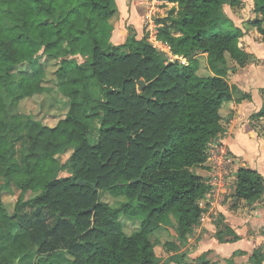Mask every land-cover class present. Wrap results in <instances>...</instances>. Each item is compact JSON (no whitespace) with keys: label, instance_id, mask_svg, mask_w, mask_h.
<instances>
[{"label":"trees","instance_id":"16d2710c","mask_svg":"<svg viewBox=\"0 0 264 264\" xmlns=\"http://www.w3.org/2000/svg\"><path fill=\"white\" fill-rule=\"evenodd\" d=\"M164 1L179 14L174 7L157 21L156 40L187 63L170 61L133 27L124 44L113 45L116 0H0V247L15 242L9 229H16L37 259L47 257L39 264L63 254L71 264H157L152 236L174 231L177 242L187 241L199 225L212 188L196 169L226 133L222 111L235 92L229 61L242 65L249 56L239 46L244 33L225 30L232 23L225 6L243 2ZM254 11L262 18L252 29L264 40V0H254ZM204 55L207 76L199 73ZM43 60L58 64L56 86L67 99L55 126L20 109L51 91ZM254 116L264 118V109ZM19 141L28 143L21 167ZM67 152L63 163L59 156ZM12 186L21 193L10 212L3 195H12ZM106 194L125 201L114 208L103 201ZM234 197L251 206L264 202V176L240 167ZM122 218L140 221L139 228L126 233ZM177 242L164 249L175 251ZM176 254L172 263H191L187 253ZM16 259L4 255L0 264ZM250 260L263 264L264 257L256 250Z\"/></svg>","mask_w":264,"mask_h":264},{"label":"rangeland","instance_id":"374dc122","mask_svg":"<svg viewBox=\"0 0 264 264\" xmlns=\"http://www.w3.org/2000/svg\"><path fill=\"white\" fill-rule=\"evenodd\" d=\"M121 11L125 14L131 15L132 8L136 5V15H139V23L131 24L129 19H123L122 24L124 27L120 28V31L124 33V38L122 42L119 44H115L112 42V37L110 42L113 45H122L126 42L129 36V27H133L136 30L137 38H148V40L165 56L173 61L174 59H179L183 63H187L186 59L173 57L170 52V47L158 42L156 40V32L158 29L157 21L158 20H166L170 16V11L172 8H176L175 17L178 16L179 8L172 3H169L164 0H118ZM243 5L237 8H231L230 6H225V12L228 17L231 19L232 23L225 26V30L230 33H237L242 31L244 36L239 40L240 48L247 53L248 59L244 64H238L234 61H229L228 66V83L235 88L233 104H240L243 101L251 100V96L253 95L258 102L264 103V40L261 34H258L255 30L252 29V23L256 20L262 18L261 15L256 14L254 11V0H242ZM117 5V1H116ZM118 7V6H117ZM119 9V8H118ZM120 21V17H118L114 24L116 25ZM130 23V24H129ZM165 25L171 24L170 21H165ZM114 32V31H113ZM113 36V33H112ZM91 50V43L88 42L85 46V55L78 56V60L80 63L85 61V57L88 56ZM122 54L129 53L128 49H123L121 51ZM200 59V75L207 76L211 72L209 71L206 55L199 56ZM46 71H47V87L51 89L49 93H45L43 95L36 96L31 99H27L21 103V112L24 114L33 115L37 120L41 121L44 125L47 126H55L61 119H63L66 115L67 108V99L62 96L61 93L58 92L56 86V76L55 72L58 69V64L56 62H50L48 60H43ZM250 96V97H249ZM230 104L224 108L222 111V115L224 118L223 124L226 128V133L224 138H228L229 140H234L236 136L230 135L231 130L235 133L243 132H251L250 128H252L255 134L245 135L240 134L238 136L242 137L240 140V146L237 148L241 150H248L253 147V143L257 145V148L260 149L259 145L264 144V118H260L256 115V112L248 117L245 114L242 117L240 116V121L237 122L236 127L233 123L235 120L236 111L231 109ZM237 106V105H235ZM263 111V110H261ZM223 138V139H224ZM227 139V140H228ZM249 140H252L250 143ZM28 143L25 141H19L14 144V154L17 158L18 165L23 166V160L27 153ZM71 152H67L64 155L59 156V160L61 162H66L70 157ZM251 155V154H250ZM252 156V155H251ZM245 159V160H244ZM247 156L244 157H236L228 144L225 141H218L214 143L209 149V159L207 163L201 167L196 169L207 181V184L211 186L212 193H210L212 200L209 205H205V216L209 218L213 223L218 224L221 220L219 218L220 214H217L215 208H226L228 210H232L234 212H239L242 215L250 214L251 209L255 205H248L247 203H239L238 207L232 208L235 200L232 198V194L234 193L235 188V175L238 169L242 166L248 164H255L254 158L252 160H247ZM247 160V161H246ZM66 173H62L61 177H67ZM220 184V185H219ZM226 190L222 193V190ZM218 190V191H217ZM12 195L4 194L3 201L7 205L10 212L14 211L15 204L20 196V191L13 189ZM103 201L110 204L114 208H118L125 201L123 198L114 199L109 194L103 196ZM207 204V203H206ZM258 205V204H257ZM215 207V208H214ZM124 230L128 234H132L136 231L140 226V221L138 220H128L126 218L121 219ZM260 233L261 230L259 231ZM175 232L169 233L165 230H160L154 236L151 237V241L155 245L156 254L158 262L157 264H174L172 263V257L177 255L176 253H187L192 254L191 248L195 245V236L192 235L190 239L187 241L177 242L175 238ZM167 242H177V249L172 252H168L164 249V245ZM252 254V252H251ZM66 259L64 258V256ZM60 256H56L55 259L51 260L45 264H71L72 258L66 254ZM42 258H38L36 260V264H39ZM39 262V263H38ZM191 262V263H190ZM189 263L195 264L194 260L189 257ZM220 263V262H219ZM229 264V263H228ZM246 264H249V260H246Z\"/></svg>","mask_w":264,"mask_h":264},{"label":"crops","instance_id":"0c3cea01","mask_svg":"<svg viewBox=\"0 0 264 264\" xmlns=\"http://www.w3.org/2000/svg\"><path fill=\"white\" fill-rule=\"evenodd\" d=\"M116 1L120 12V21L114 27L112 42L119 44L124 38V33L120 31V28L124 27V24H122L124 23L123 19H129V22L134 25L139 23V15H136V5H134L131 15L129 14L128 17V15H125L121 11L119 1ZM262 90L264 92V89ZM250 96L252 98L247 102L243 101L240 104H235L237 106H235L233 103H230L229 105L231 109L236 111L235 120H233L235 127L236 123L240 121L241 114L242 117L245 114H247L249 117L251 113L253 114L256 112L257 114L264 109V103L258 102L253 95ZM250 130L251 132L240 131L239 133H235L233 130H231L230 135L236 136V138H234L235 141L233 139L229 140L228 138L221 139L220 141H225L236 157L240 156L241 158H245L247 156L248 163L249 160L254 158L255 164H248V166L245 165L242 167H249L251 169L257 170L264 176V144L262 143L259 145L260 149H258L257 145L253 143V147L249 149L250 151L237 148V146H240L239 142L242 138H238L240 134H255L252 128H250ZM249 142L251 143L252 140H249ZM2 182L3 180L0 173V185ZM13 189L16 188L12 186L9 188V191L14 192ZM224 192H226L225 189L222 190L223 194H225ZM211 194L213 193L211 192ZM234 194L235 188L234 193L232 194V198L235 200V203L232 208L238 207L239 203L244 202L238 201V199L234 197ZM211 196L213 195H210V193L207 195L205 205H209L211 203ZM215 210L217 214H220V222L218 224L213 223L209 218H207V216H205L206 214H204L199 225L188 238L190 239L192 235L195 236V245L191 248L192 254H188V257L193 259L195 264H198L200 259L208 261L212 264H228V262H231L230 264H246V260L248 259L249 264H251L250 258L256 250H260L264 257V202L258 205L256 204L251 209L250 214L248 213L247 215H242L239 212H234L232 210L230 211L226 208H215ZM227 228L230 229L231 232H227ZM260 230L262 233L259 232ZM9 231L15 236V242L7 246L0 247V259L4 255L13 257V255L17 253V259L15 260L14 264H36L37 254L30 241L24 239L23 234L19 230L9 229ZM218 235H220V238ZM64 258L66 259L65 256Z\"/></svg>","mask_w":264,"mask_h":264},{"label":"water","instance_id":"95a60500","mask_svg":"<svg viewBox=\"0 0 264 264\" xmlns=\"http://www.w3.org/2000/svg\"><path fill=\"white\" fill-rule=\"evenodd\" d=\"M144 84H145V82L144 81H140L139 82V85H141V86H144ZM138 180H136L135 182H137ZM79 184L80 185H85L86 183L85 182H81V181H79ZM94 189H96V186H94ZM94 210V208H92L90 211H93ZM41 211V209L39 208L36 212L37 213H39ZM41 258H46L47 259V257H41ZM39 263V262H38Z\"/></svg>","mask_w":264,"mask_h":264},{"label":"built area","instance_id":"2783aa9c","mask_svg":"<svg viewBox=\"0 0 264 264\" xmlns=\"http://www.w3.org/2000/svg\"><path fill=\"white\" fill-rule=\"evenodd\" d=\"M213 144L210 145V147L212 146ZM202 207L204 208V204H202Z\"/></svg>","mask_w":264,"mask_h":264}]
</instances>
